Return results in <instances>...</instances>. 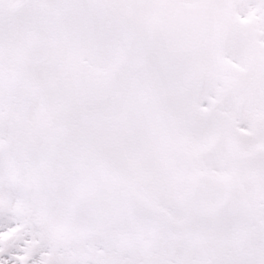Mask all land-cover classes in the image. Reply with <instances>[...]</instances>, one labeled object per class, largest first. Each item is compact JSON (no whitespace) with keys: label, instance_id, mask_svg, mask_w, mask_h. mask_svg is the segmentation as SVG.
Instances as JSON below:
<instances>
[{"label":"snow or ice","instance_id":"obj_1","mask_svg":"<svg viewBox=\"0 0 264 264\" xmlns=\"http://www.w3.org/2000/svg\"><path fill=\"white\" fill-rule=\"evenodd\" d=\"M0 264H264V0H0Z\"/></svg>","mask_w":264,"mask_h":264}]
</instances>
